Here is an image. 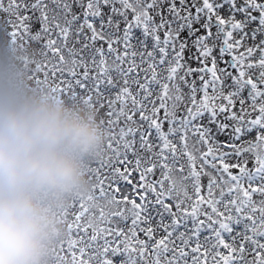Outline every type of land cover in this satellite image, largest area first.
<instances>
[{
  "label": "snow or ice",
  "instance_id": "snow-or-ice-1",
  "mask_svg": "<svg viewBox=\"0 0 264 264\" xmlns=\"http://www.w3.org/2000/svg\"><path fill=\"white\" fill-rule=\"evenodd\" d=\"M108 131L50 264H264V0H0V81Z\"/></svg>",
  "mask_w": 264,
  "mask_h": 264
},
{
  "label": "clouds",
  "instance_id": "clouds-1",
  "mask_svg": "<svg viewBox=\"0 0 264 264\" xmlns=\"http://www.w3.org/2000/svg\"><path fill=\"white\" fill-rule=\"evenodd\" d=\"M107 139L88 107L0 81V264H50L61 212Z\"/></svg>",
  "mask_w": 264,
  "mask_h": 264
},
{
  "label": "rangeland",
  "instance_id": "rangeland-1",
  "mask_svg": "<svg viewBox=\"0 0 264 264\" xmlns=\"http://www.w3.org/2000/svg\"><path fill=\"white\" fill-rule=\"evenodd\" d=\"M26 82V81H25ZM25 82H23L21 85H23Z\"/></svg>",
  "mask_w": 264,
  "mask_h": 264
}]
</instances>
